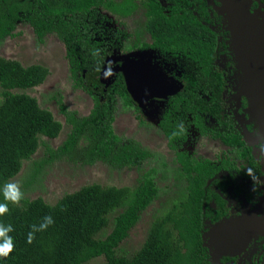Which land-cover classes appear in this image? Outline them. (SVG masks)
Listing matches in <instances>:
<instances>
[{
	"label": "trees",
	"instance_id": "1",
	"mask_svg": "<svg viewBox=\"0 0 264 264\" xmlns=\"http://www.w3.org/2000/svg\"><path fill=\"white\" fill-rule=\"evenodd\" d=\"M166 1H145L147 41L137 39L131 46V37L124 29L126 36L119 38L121 45L162 48L171 43L187 50L188 56L198 60L208 73L215 59L216 34L203 29L188 12L189 2ZM101 8L126 14L132 5L126 1L118 5L114 0H0V43L14 36L21 22L32 26L40 41L50 33L56 34L67 43L71 71L78 77L76 84L88 90L95 100L91 114L77 118L59 98L61 112L73 125L72 132L57 150L48 146L47 159L32 163L30 179L24 183L27 187H31L46 164L72 153L81 139L89 143L85 150L89 162L103 160L112 167L135 166L141 171L146 159L152 156L138 141H125L114 132L116 103L100 102L89 82L80 77V70L87 68L91 72L104 53L102 42L93 37L97 11ZM49 74L50 69L42 64L24 65L0 55V204L8 206V212L0 215V227L11 228L7 234L14 244L13 252L0 258V264H86L97 257L105 259L103 264H207L200 233L207 173L202 163L183 153L178 154L179 172L189 181V195L153 221L143 246L130 251V255L122 244L157 198V172L165 169V161L159 168L140 173L134 188L91 183L64 194L55 204L41 196L31 199L22 195L18 204L5 200V186L21 172L26 161L32 160L42 136L56 138L62 131V122L50 109L42 107L37 97L15 91L39 86ZM115 83V91L108 93L111 98L120 95L126 106L138 110L139 105L129 97L125 80L121 77ZM187 103V110L197 107L191 100ZM163 124L175 148L178 138L185 133L172 122L168 125L167 121L166 126L164 120ZM42 225L47 227L42 229ZM29 233L34 237L30 244Z\"/></svg>",
	"mask_w": 264,
	"mask_h": 264
},
{
	"label": "flooded vegetation",
	"instance_id": "2",
	"mask_svg": "<svg viewBox=\"0 0 264 264\" xmlns=\"http://www.w3.org/2000/svg\"><path fill=\"white\" fill-rule=\"evenodd\" d=\"M145 1L143 0L137 7L134 4L131 5L132 9L138 7L145 9L146 23L148 15ZM178 1L184 4L189 2L188 12H191L194 18L205 27L203 29L207 28L217 36L214 50L215 59L208 73L198 60H192L193 58L188 56L187 50L171 43L162 48L157 46L124 47L119 39H125L126 33H123V29L122 33L118 32L116 36L119 41L118 52L120 51V57L104 67L98 68L99 65H96L94 69L98 71L99 81L92 79L88 85L92 86L93 94H96L95 89L97 91L101 89V92L104 93L103 97L108 96L109 99L117 97L115 94L111 98V94L108 93L115 91L118 85L115 82L121 77L127 85L123 69L124 62L133 59L141 73L150 76L149 80H156L157 84H161L157 90L159 93L164 91V86L167 83L179 87L177 91L166 96L154 95L149 98L146 107L148 108L151 102H168L162 110L160 120L153 123L162 129L167 137V131L164 130L163 126L164 120L166 126L167 121L168 125L172 122L175 124V128L185 133L178 138L175 148L171 146L168 138L170 148L175 152V161L179 164L177 166L179 170L181 169L178 158L180 153H183L186 158L202 163L203 169L206 170L207 178L203 185L205 199L202 201L200 227L206 262L207 264H264V152H261V148H264V142L260 140L262 136L258 131L257 123L253 121L248 111V97L242 92L240 72L235 62V54L230 46V32L226 28L225 17L219 11L221 2L219 0ZM260 1L264 3V0ZM168 4L171 3L167 2ZM259 5L258 0H254L253 8ZM138 31L141 34L140 30ZM127 33L130 37H134L133 33H129L128 30ZM146 34V37L145 35L134 37V41L137 39L147 41L146 39H149L147 31ZM134 41H129L130 45ZM109 68L113 77L109 75L111 79H102V73L108 71ZM82 70L88 71L87 68ZM144 90L148 91V88H144ZM128 93L131 100L137 103L129 90ZM118 98L124 104L120 95ZM101 99L99 97L100 102L105 101H101ZM187 100H191L197 106L196 108L193 106L194 111L187 110L189 105ZM137 105L139 104L137 103ZM124 106L131 112L145 110L140 105L138 110L136 107H129L125 104ZM114 121L115 118L112 127L116 133ZM141 122L144 125L152 124L146 119H141ZM191 131L198 133L201 138H208L209 143L217 145L216 149L214 148V152L217 154L216 160H212L204 154L199 155V152L195 150L186 151L190 139L188 135ZM121 137L125 141L132 139ZM223 137L228 138V141H225ZM179 144L183 145L182 149L178 148ZM165 166L163 174L172 172L168 163ZM125 167L133 168L135 166ZM249 168L253 169L259 177V184L254 185L253 180L246 174ZM180 175L186 183L185 197H187L189 195V181L183 173ZM254 186L256 187L255 191L253 190ZM245 215L249 224H246L244 220L239 224L233 223L224 227L226 229H221L220 233H217L223 239V242L220 243L215 226L225 218H242ZM251 231H254L256 236L254 235L250 240L244 242V238ZM236 237L240 238L235 239ZM238 240L239 247H233V242Z\"/></svg>",
	"mask_w": 264,
	"mask_h": 264
},
{
	"label": "rangeland",
	"instance_id": "3",
	"mask_svg": "<svg viewBox=\"0 0 264 264\" xmlns=\"http://www.w3.org/2000/svg\"><path fill=\"white\" fill-rule=\"evenodd\" d=\"M115 1L119 4L124 0ZM125 1L137 7L143 0ZM135 9L133 8L126 14L120 11H111L107 8H101L97 11L93 37L94 40L102 42V47H104V55L100 59L98 68L115 62L120 57V51L118 52L119 41L116 37L118 32L127 29L129 33H133L132 35L135 38L137 36H147L145 30V9L143 7ZM138 30H140L141 34ZM14 33V36H8L0 43V55L17 59L24 65L39 63L50 69V74L43 84L30 89H16L15 91H25L37 97L40 105L50 109L55 118L63 124L62 131L58 137L49 138L42 136V143L33 155L32 160L26 161L21 172L9 182L16 183L23 196L27 195L31 199L41 196L47 202L55 204L64 194L76 191L86 184L100 183L105 186L115 185L134 188L137 186L139 175L143 171L159 168L162 166V161L167 162L169 168L171 166L172 172H166V174H163V171L157 172L156 180L160 187L159 194L142 213V219L130 231L129 238L122 244L123 248L128 251V255H130V251H136L143 246L153 221L157 217L164 216L176 204L180 203L187 192L186 183L180 175L179 167H177L179 164L175 161V152L170 148L168 137L162 129L154 124L160 120L162 110L167 106L168 102H151L150 106L148 105V108L142 112H131L130 109H126L118 96L109 99L108 96L103 97L104 93L101 92V89L98 91L95 89V95L101 97V101L116 103L117 110L114 112L116 133L125 138H132L138 141L145 149L151 152L152 156L146 159L141 171L137 167H112L111 164L103 160L89 162L85 156V150L89 143L81 139L72 153L56 157L51 163L46 164L37 174L36 180H34L31 187H27L24 183L30 179L29 171L32 163L47 159L50 156L48 146L57 150L72 132L73 125L68 122L67 115L61 112L59 98L61 97L65 103L67 111L73 112L77 118L87 116L93 109L95 102L88 90L78 87L76 84L78 77L75 78L71 71L67 55L68 47L65 41L53 33L48 34L43 41H40L33 27L22 22L18 23ZM134 37H131V41L135 40ZM98 68L96 69L98 70ZM97 74L98 71L95 69L91 72L80 70V77L85 78L87 82L92 79L99 81ZM102 75V79L106 78L104 77L105 72ZM110 76L113 77V74ZM110 76L106 79H111ZM106 83L109 84V82ZM141 119H146L152 124L144 125ZM188 136L190 139L186 151L195 150L199 152V155L204 154L212 158V160H216L217 154L214 152L216 144L209 143L210 140L208 138H201L194 131H191ZM178 148L182 149L183 145L179 144ZM110 227L104 233L107 234L110 231ZM104 261L103 257H97L86 264H103Z\"/></svg>",
	"mask_w": 264,
	"mask_h": 264
},
{
	"label": "water",
	"instance_id": "4",
	"mask_svg": "<svg viewBox=\"0 0 264 264\" xmlns=\"http://www.w3.org/2000/svg\"><path fill=\"white\" fill-rule=\"evenodd\" d=\"M219 1L221 2L219 11L225 17L226 28L230 32V46L240 72L242 92L248 97V111L253 121L257 123L262 136L260 140L264 142V3L258 0L260 5L253 8L254 0ZM135 62L133 59L126 60L123 69L128 90L142 108L147 109L148 99L154 95L166 96L178 90L179 87L175 84L167 83L164 91L159 93L157 90L161 84H157L156 80H149L150 76L141 73ZM144 88H148V91ZM245 218L246 215L242 218L223 219L215 226L216 234L233 223L239 224L245 220L246 224H249ZM254 235V231L248 233L244 242ZM217 238L220 243L223 242L218 234ZM237 238L240 237L235 239ZM233 247H239V240L233 242Z\"/></svg>",
	"mask_w": 264,
	"mask_h": 264
},
{
	"label": "clouds",
	"instance_id": "5",
	"mask_svg": "<svg viewBox=\"0 0 264 264\" xmlns=\"http://www.w3.org/2000/svg\"><path fill=\"white\" fill-rule=\"evenodd\" d=\"M99 70V69H98ZM112 74L111 69L109 68L108 71L105 72V77L107 78L109 75ZM261 152H264V148H261ZM254 182L255 184H259V177L254 173L253 169H247L246 173ZM253 190H256V187H253ZM21 192L18 189V185L16 183H8L4 189V197L5 200L10 201L13 204H18L21 200ZM8 212L7 204H0V215H4ZM48 222L52 223L51 219L48 218ZM42 229L46 228L47 225H42ZM11 231V228L5 229L0 227V258H7L14 250L13 240L10 236H8V232ZM34 237L31 233L28 234L27 242L30 244L32 243Z\"/></svg>",
	"mask_w": 264,
	"mask_h": 264
}]
</instances>
